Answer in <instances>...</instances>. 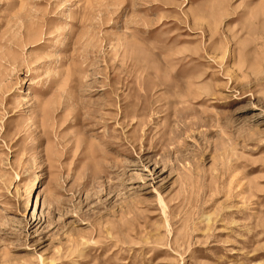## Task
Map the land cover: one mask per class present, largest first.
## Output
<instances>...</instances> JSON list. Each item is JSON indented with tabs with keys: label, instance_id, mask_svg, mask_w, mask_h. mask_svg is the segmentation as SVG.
<instances>
[{
	"label": "rangeland",
	"instance_id": "obj_1",
	"mask_svg": "<svg viewBox=\"0 0 264 264\" xmlns=\"http://www.w3.org/2000/svg\"><path fill=\"white\" fill-rule=\"evenodd\" d=\"M0 264H264V0H0Z\"/></svg>",
	"mask_w": 264,
	"mask_h": 264
}]
</instances>
